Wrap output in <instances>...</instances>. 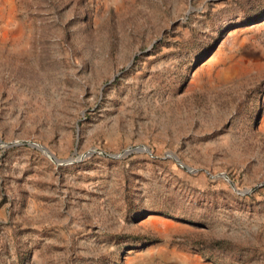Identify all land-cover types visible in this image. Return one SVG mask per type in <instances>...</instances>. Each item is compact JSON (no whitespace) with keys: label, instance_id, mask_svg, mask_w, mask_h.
<instances>
[{"label":"rangeland","instance_id":"374dc122","mask_svg":"<svg viewBox=\"0 0 264 264\" xmlns=\"http://www.w3.org/2000/svg\"><path fill=\"white\" fill-rule=\"evenodd\" d=\"M0 264H264V0H0Z\"/></svg>","mask_w":264,"mask_h":264},{"label":"water","instance_id":"95a60500","mask_svg":"<svg viewBox=\"0 0 264 264\" xmlns=\"http://www.w3.org/2000/svg\"><path fill=\"white\" fill-rule=\"evenodd\" d=\"M137 150H139V149H137ZM58 161V160H57ZM71 161V159H67V160H63V161H59V162H61V163H63V164H67V163H69Z\"/></svg>","mask_w":264,"mask_h":264}]
</instances>
